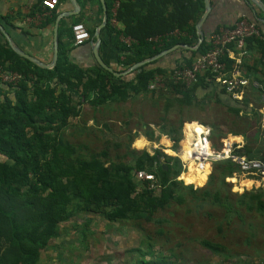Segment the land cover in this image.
Instances as JSON below:
<instances>
[{"label": "trees", "instance_id": "1", "mask_svg": "<svg viewBox=\"0 0 264 264\" xmlns=\"http://www.w3.org/2000/svg\"><path fill=\"white\" fill-rule=\"evenodd\" d=\"M106 2L108 22L105 28L110 44L123 53L122 58L118 56L125 67L123 70L175 44L195 45L198 41L196 24L205 11L204 0ZM242 17L264 27L257 15ZM117 22L122 23L123 28ZM72 26L65 30L68 40L60 39L59 58L52 68L42 67L19 55L1 34L4 38L0 39V66L3 70L19 73L20 79L13 84L0 78V264H38L41 250L57 236L59 223L79 211L100 214L116 222L153 215L175 200L184 201L185 196L178 191L181 185L177 178L183 170L179 157L164 156L159 149L154 154L134 152V163L106 161L105 151L90 157L76 155L74 144L64 141L61 134L72 119L81 116L85 102L97 110L108 101L126 100L149 91L153 94L172 91L177 95L175 101L183 108L193 106L198 87L209 89L205 94L207 99H214L225 107L236 123L231 131L245 138L234 152L264 159V112L248 95L252 91L262 99L259 88L250 85L243 99L238 100L212 79L214 74L210 71L199 74L190 85L171 78L174 70L191 66L198 55L213 47L208 38L205 37L197 50L179 47L129 74L116 76L97 61L83 67L70 59L67 52L74 43ZM88 30L93 36L94 30ZM252 44L258 48L259 61L264 66V38H249L248 53ZM220 59L227 71L236 68V61L230 58L227 50ZM165 60L168 63H162ZM159 75L165 77L164 86L150 89V83ZM250 80L264 83V79ZM239 126L241 130H237ZM171 132L161 133L169 135L176 146L182 136L181 127ZM148 134L154 138L153 130ZM213 166L221 171L219 179L223 186L226 185L225 177L239 171L238 165L230 159L217 161ZM135 170H144L154 175L155 180L139 181ZM180 179L195 187L204 185L197 178H188L184 171ZM153 182L155 186H151ZM187 189L192 191L193 187ZM202 192L205 198L213 195L208 188ZM220 194L217 190L216 202L231 212L234 203L227 195L222 200ZM196 195L194 197H198ZM241 198L240 202L249 209L263 211L264 189L256 188L254 192L242 194ZM254 203L257 206L253 207ZM200 243L215 253L223 249L222 245L209 240ZM153 264L176 263L158 258Z\"/></svg>", "mask_w": 264, "mask_h": 264}, {"label": "rangeland", "instance_id": "2", "mask_svg": "<svg viewBox=\"0 0 264 264\" xmlns=\"http://www.w3.org/2000/svg\"><path fill=\"white\" fill-rule=\"evenodd\" d=\"M195 94L193 106L183 108L172 91L166 94L149 91L126 100L108 101L97 110L85 102L81 116L71 120L61 134L62 139L74 144L76 155L90 157L105 151L106 161L128 163L135 162L133 153L137 151L154 154L159 149L164 156L173 158V153L180 154L186 122L209 124L216 147L221 138L217 136L232 139L241 136L245 140L241 133L231 131L236 123L224 106L207 99L208 95ZM248 95L264 112V101L259 95L252 91ZM180 127L182 136L178 145L167 134L163 133L170 141L160 139L161 132ZM151 130L152 139L148 134ZM137 139H144L145 145L138 146ZM171 151L173 155L168 154ZM161 160L165 162L163 156ZM181 174L177 178L181 185L178 191L185 196L184 201L175 200L153 215L116 222L100 214L79 211L59 223L57 236L41 250L38 264H153L158 258L176 264H264V209H249L240 202L242 194L254 192L256 187L244 178L228 181L230 176L224 178L223 186L219 179L221 171L214 166L205 178L196 175L203 186L182 183ZM242 181H247L249 187L243 189ZM188 186L193 190L187 189ZM205 188L212 197L203 196ZM217 190L222 200L227 195L234 203L231 212L216 202ZM195 193L198 197H194ZM201 240L218 243L223 249L215 253L205 248Z\"/></svg>", "mask_w": 264, "mask_h": 264}, {"label": "crops", "instance_id": "3", "mask_svg": "<svg viewBox=\"0 0 264 264\" xmlns=\"http://www.w3.org/2000/svg\"><path fill=\"white\" fill-rule=\"evenodd\" d=\"M75 1L78 3V10L75 9L71 0H60L54 10L45 8L42 5V0H0V23L21 49L41 62L49 64L54 56L56 30L58 31L60 44V39L68 40L66 31L71 28L76 19L82 18L81 22L90 30H94V34L103 22L104 12L100 0ZM211 4V11L202 25L204 36L208 39L219 26L230 27L242 16L251 14L253 16L257 15L259 19L263 17V11L252 0H211ZM261 12L262 15H260ZM116 24L123 28L122 23L117 22ZM105 27L101 29L100 55L116 71H125L123 70L125 67L118 59L119 55L122 58L123 53L110 44ZM1 34L4 35L0 30V39H3L4 37L2 38ZM92 38L83 45L72 44L67 54L73 62L86 67L97 61L92 49ZM229 56L237 62L240 61L238 66L244 76L250 79H264V66L259 61L260 52L255 45L252 44L250 53L244 56H239L238 51L232 48L229 51ZM162 63H168V61L165 60ZM208 91L210 90L198 87L196 93L204 96L209 93ZM160 139L170 141L164 134H161ZM234 139L244 142L241 136ZM147 142L149 141L147 140Z\"/></svg>", "mask_w": 264, "mask_h": 264}, {"label": "built area", "instance_id": "4", "mask_svg": "<svg viewBox=\"0 0 264 264\" xmlns=\"http://www.w3.org/2000/svg\"><path fill=\"white\" fill-rule=\"evenodd\" d=\"M60 0H42V5L48 10H54L59 4ZM72 31L74 35V44L83 45L91 40L92 36L87 26L83 22L73 24ZM251 37L264 38V27L258 26L255 22L242 17L230 27H220L214 31L209 40L213 47L205 54L198 55L191 66L177 68L171 75L175 82H183L187 85L192 84L198 79L199 74L205 72H212L214 74L213 80L218 82L226 88L233 98L241 100L245 96L247 88L253 85L259 88L262 92V100L264 101V83L253 81L244 76L239 69V62L236 61V68L232 71L226 70V65L221 61L220 56L224 51H230L233 46L238 55H247L246 49L247 41ZM129 40V39H127ZM0 78L4 82L16 84L20 79V74L17 72H10L3 70L0 66ZM165 77L163 75L157 76L149 85L150 89L164 86ZM201 132H197V128H190V133L187 131L188 123L184 126V138L190 140L187 148L188 156L184 154V145L180 154H175L179 157L182 163V172L189 169V165L193 162L196 166V171L204 174L206 171L212 170L215 162L220 160L230 159L235 162L239 171L234 173V177L227 178H244L251 182L256 188L264 189V159L248 158L234 152V150L242 146V142L236 141L231 137H221L219 146L216 147L212 134V128L208 124L199 123ZM208 172V174H209ZM135 177L140 180L151 179L155 180L154 175L149 174L144 170H135ZM207 174V176H208ZM231 182V181H230ZM151 186H155L154 182Z\"/></svg>", "mask_w": 264, "mask_h": 264}, {"label": "water", "instance_id": "5", "mask_svg": "<svg viewBox=\"0 0 264 264\" xmlns=\"http://www.w3.org/2000/svg\"><path fill=\"white\" fill-rule=\"evenodd\" d=\"M74 3L75 9H79L78 3L75 0H71ZM102 7H103V12H104V18H103V22L101 23V25L96 29L95 34L92 38L93 43H92V49L95 55V58L97 60V62L104 68H106L107 70L113 72L116 76H122V75H126L128 74L130 71L142 66L143 64L153 61L159 57H162L163 55H166L174 50H176L179 47H185L191 50H197L199 48V46L201 45L202 41L205 39L204 33L202 31V25L204 23V21L207 19L211 8H212V4H211V0H204L205 2V11L202 14L201 18L199 19V21L196 24V29H197V33H198V41L195 45H189V44H182V43H178L175 44L174 46L165 49L163 51H161L160 53L150 57V58H146L144 60H141L137 63H135L133 66H131L128 70L125 71H116L113 67H111L110 65H108L104 59L102 58V56L100 55V45L102 42V37H101V29L103 27H105L107 25L108 22V7H107V2L106 0H100ZM253 2H255V4H257L259 6V8L263 11V17L260 18V21L263 22L264 24V1L263 0H252ZM0 30L1 32L6 36L8 43L10 44V46L21 56L28 58L31 61L36 62L37 64H39L42 67L45 68H52L58 61L59 58V37H58V31L56 30L55 32V45H54V56H53V60L51 63L47 64V63H43L41 62L39 59L33 57L32 55L28 54L27 52H25L23 49H21L16 42L13 40V38L9 35V33L6 31V29L4 28V26L0 23Z\"/></svg>", "mask_w": 264, "mask_h": 264}, {"label": "bare ground", "instance_id": "6", "mask_svg": "<svg viewBox=\"0 0 264 264\" xmlns=\"http://www.w3.org/2000/svg\"><path fill=\"white\" fill-rule=\"evenodd\" d=\"M187 127V132L188 133H190V128H192V127H195V128H197V132L198 133H200L201 132V127H200V125L198 124V123H188V125L186 126ZM142 138V137H141ZM235 138V137H234ZM190 142V140L189 139H186V141L184 142V155L185 156H188L187 154H188V152H187V148L189 147V143ZM136 144L138 145V146H143V145H145V140L144 139H139V140H137V142H136ZM173 152V151H172ZM174 154H176V153H174ZM186 171H188V173L189 174H187L186 176L188 177V178H191V179H193V178H197V176L196 175H199L198 176V178H205V176L208 174V172H209V170L208 171H206L204 174H201L199 171H196V166H195V164L193 163V162H191L190 163V165H189V169L188 170H186ZM193 173V174H191V173ZM231 181H237L235 178H231ZM248 183H249V181H248ZM248 183H247V181H242L241 182V184H240V186L244 189V188H248L249 186H248Z\"/></svg>", "mask_w": 264, "mask_h": 264}]
</instances>
